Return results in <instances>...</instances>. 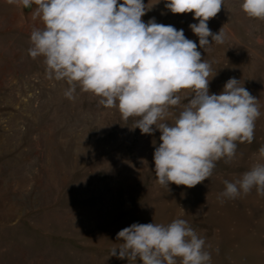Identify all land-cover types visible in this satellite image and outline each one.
I'll return each instance as SVG.
<instances>
[{
	"label": "rangeland",
	"instance_id": "rangeland-1",
	"mask_svg": "<svg viewBox=\"0 0 264 264\" xmlns=\"http://www.w3.org/2000/svg\"><path fill=\"white\" fill-rule=\"evenodd\" d=\"M143 2L150 8L145 23L154 17L197 44L210 63V94L235 77L258 99L252 143L238 141L235 157L217 161L208 180L168 190L154 172L160 131L142 134L134 128L138 117L124 120L118 107H104L79 84L68 99L67 82L48 78L44 58L29 55L32 30L44 27L33 18L35 5L22 13L0 0V264H129L109 257L120 230L178 218L205 238L210 264H264V195L253 188L218 198L224 180L264 163V20L248 17L243 0H223L208 26L222 29L224 42L204 50L189 28L199 22L194 13L173 14L166 0ZM179 94L183 105L190 90ZM170 111L177 116L181 106Z\"/></svg>",
	"mask_w": 264,
	"mask_h": 264
},
{
	"label": "clouds",
	"instance_id": "clouds-1",
	"mask_svg": "<svg viewBox=\"0 0 264 264\" xmlns=\"http://www.w3.org/2000/svg\"><path fill=\"white\" fill-rule=\"evenodd\" d=\"M23 13L35 5L33 18L44 27L30 35L29 55L44 58L48 78L65 80L74 99L82 92L101 97L104 107H118L122 118L138 117L142 134L159 130L161 143L153 154L157 182L192 188L208 180L216 162L231 161L237 142L252 143L255 122L261 115L258 99L235 77L220 94L209 93L210 63L202 60L197 44L183 29L141 18L150 10L143 0H7ZM223 0H166L173 14L194 13L189 25L199 46L222 44V29L213 33L208 21L221 10ZM250 18L264 20V0H243ZM164 14V13H162ZM211 37V42L209 41ZM182 90H190L181 105ZM181 106L177 116L170 111ZM173 122L167 123L168 117ZM264 159V146L259 149ZM219 197L235 199L253 188L264 195V163L233 181L224 180ZM207 202V195H206ZM110 256L129 264H210L205 238L184 219L171 223H133L117 233ZM119 250V251H117ZM179 258V262H178Z\"/></svg>",
	"mask_w": 264,
	"mask_h": 264
},
{
	"label": "water",
	"instance_id": "water-1",
	"mask_svg": "<svg viewBox=\"0 0 264 264\" xmlns=\"http://www.w3.org/2000/svg\"><path fill=\"white\" fill-rule=\"evenodd\" d=\"M25 10H29L30 9V7L29 8H24Z\"/></svg>",
	"mask_w": 264,
	"mask_h": 264
}]
</instances>
